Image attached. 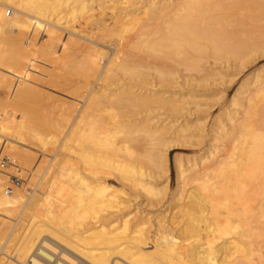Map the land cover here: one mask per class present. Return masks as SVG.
I'll use <instances>...</instances> for the list:
<instances>
[{
    "label": "bare ground",
    "instance_id": "6f19581e",
    "mask_svg": "<svg viewBox=\"0 0 264 264\" xmlns=\"http://www.w3.org/2000/svg\"><path fill=\"white\" fill-rule=\"evenodd\" d=\"M107 2L121 7L112 21L95 12ZM80 19L99 38L114 23L131 34L115 46L103 44L74 29ZM44 25L55 42L30 46L27 38L25 44L24 37H37ZM63 53L74 60L64 61ZM59 57L68 65L55 66ZM259 57L264 0H0V73L11 68L10 77L20 82L9 80L8 95L0 98V154L19 159L9 157L11 166L0 169V264L32 257L35 264H264V66L246 74ZM58 67H75L96 87L81 84L87 94L80 95L75 117L56 105V116L43 124L31 115L39 89L64 75ZM240 79L209 126V101L222 99ZM159 84L170 88L162 91ZM107 102L126 106L129 114L96 128L97 108ZM134 107L167 116L135 118ZM205 138L208 149L188 157L186 167L180 154L174 157L170 202L178 208L168 204L154 222L144 212L132 215L109 177L161 203L167 190L155 179L168 176L170 151ZM131 143L139 164L113 159L131 156ZM41 151L49 159L33 169ZM77 162L91 167V176L76 175ZM33 172L38 180L26 197L7 191L10 175L17 190ZM68 184L79 190H67ZM88 200L96 215L84 223L80 208Z\"/></svg>",
    "mask_w": 264,
    "mask_h": 264
},
{
    "label": "rangeland",
    "instance_id": "374dc122",
    "mask_svg": "<svg viewBox=\"0 0 264 264\" xmlns=\"http://www.w3.org/2000/svg\"><path fill=\"white\" fill-rule=\"evenodd\" d=\"M114 6H115V4H113ZM112 7V5L109 3V2H107V4L106 3H104V5L102 4L100 7H101V9L100 10H102L103 12H98L97 11V9L99 8V7H97V9H96V13L98 14V15H100L101 13H104L103 15L105 16V18L108 20V21H112L113 19H114V17L116 16V11H118L119 9V7L118 8H116L118 5H116L115 7ZM121 8V7H120ZM116 9V10H115ZM3 10H5V8L3 9ZM12 14V13H11ZM83 22H85V20H83V19H80V20H78V22H76L75 23V27L76 28H74V29H77L76 31L77 32H79L80 34H82V35H85V36H94L95 34H96V36H97V33H94L93 32V30H92V28H90V27H88V26H90L87 22H85L84 24H83ZM80 24V25H79ZM46 28H45V27ZM43 27V29L41 30V32H40V30H38V31H36V35H37V37L39 38V41H38V38L35 36V35H31L30 37H24V39H23V41H25V44H28V40H26L27 38L29 39V40H32V42H30V46H31V43H33L32 45H40V44H46V45H50L51 46V44L53 43V42H55V41H52L53 39H51V34L48 32V29L50 28V27H48L47 25H44ZM128 26H125V27H121L119 24H117V23H114L113 25H112V28L110 27V29H107V31L108 30H110L109 32H105V33H103V35L105 34V36L104 37H102V38H99V37H96V36H94L93 38H95L98 42H100V43H105V44H107V45H111V46H115L120 40H121V36H123V38H127L126 36H128V35H130L131 34V32L130 31H126V28H127ZM89 28H90V31H89ZM47 29V30H46ZM45 30V31H44ZM81 31V32H80ZM40 32V33H39ZM90 32V33H89ZM93 32V34L94 35H92L91 33ZM99 34V33H98ZM107 34V35H106ZM62 35L63 36H66V34L64 33V32H62ZM102 35V36H103ZM33 36H35V38L33 37ZM99 36V35H98ZM33 38H34V42H33ZM98 38V39H97ZM37 41V42H36ZM82 42V41H81ZM30 46H29V48H30ZM33 47V46H32ZM31 47V48H32ZM30 48V49H31ZM34 48V47H33ZM107 51L109 50V49H106ZM109 53H110V51H109ZM62 54V53H61ZM60 54V57L64 60V61H71V57H72V54H71V56L69 55L70 53H66V55H65V53H63V55H65V56H63V55H61ZM66 56H70V57H66ZM59 57V58H60ZM65 57V58H64ZM57 59L56 61H57V63L56 64H54L55 66L56 65H58L60 68L62 67L61 65H59V62H62L63 60H61V58L60 59ZM102 59H101V62L103 63H105V61H107V58L106 57H104V56H102L101 57ZM72 59H73V57H72ZM74 60V59H73ZM64 61L62 62V64L64 63ZM69 61H68V63H69ZM76 61V60H75ZM166 62V61H165ZM168 62V61H167ZM32 63V62H31ZM169 63H172V62H169ZM61 64V63H60ZM65 64V63H64ZM174 64V63H173ZM68 64L66 63L65 64V66H67ZM64 66V65H63ZM264 66V57L262 58V57H259L258 59H257V61L252 65V67H250V69H249V71L246 73V74H248L250 71H252L253 69H258V68H261V67H263ZM33 68H34V66H32ZM58 67V68H59ZM7 68V69H6ZM42 68V67H41ZM45 68V67H44ZM60 68L58 69V72L59 73H61V74H63V72H65L64 73V75H61V76H63V77H61V76H59V78H55V80L53 81L52 80V82H51V84L49 83L48 84V86L46 85V86H42L40 89H39V103H37V105H36V107H37V113H34L33 115H31L32 116V118H35V115H36V118L41 122V123H43L44 124V122H47L48 120H50V119H53L56 115H55V110L57 109H59V107L61 108H63L62 109V111L64 110L65 111V114L67 113V116L69 117V118H73V116L77 113V110L79 109V108H81V102H79V100H80V95L81 94H83V92H84V94H87V91L85 90V91H83L84 90V87L85 86H87L86 85V83H88V86H87V88L90 90V88H92L93 89V87L95 88L96 87V84L94 83V81H93V79L91 78H87V79H85L78 71H75V69L74 68H72L71 70L68 68L67 70H69V71H61L60 70ZM10 69V70H9ZM8 69V67H5L3 70H6V71H8L7 73H6V71H3L2 70V74L0 73V98H2V99H5L7 96L6 95H8V85H5L6 83L8 84L9 83V80H12V81H10V82H13V81H15V80H17L18 81V83H20L19 82V80L17 79V78H14V76L12 75V77L14 78V80L12 79V77H10L11 76V74L10 73H12L11 71H12V69L11 68H9ZM64 69V68H63ZM66 69V68H65ZM3 72H4V75H3ZM8 73H9V75H8ZM246 75H242V77H241V79H243L244 77H245ZM238 80L233 86H231V88H230V91H228V93H227V95H225L222 99H220L219 98V100H217L218 98L216 97V99L214 98V99H212V101L213 102H210L209 101V105L210 106H212V109H211V107H210V109H209V113H210V115H209V119H208V123H209V126H211V124L213 123V120H214V118H216L217 117V115L220 113V111H221V106L222 105H224L225 104V102H227L228 100H230L231 98H232V96L234 95V93H235V91L237 90V88H238V86L240 85V83H241V81L242 80ZM17 81H15V82H17ZM91 83V84H90ZM94 83V84H93ZM81 84L84 86H82V89H81ZM95 85V86H94ZM93 86V87H92ZM159 86H160V88L162 89V91H165V90H169V89H167V88H170V86H166V88H165V86L164 85H161V84H159ZM159 86L156 88L160 93H162V91H161V89L159 88ZM162 86H164V89H163V87ZM111 87V86H110ZM7 88V89H6ZM111 88H113V87H111ZM7 90V91H4V90ZM149 89H151V87H149ZM7 94H6V93ZM6 96V97H5ZM5 97V98H4ZM215 100V101H214ZM217 101V102H216ZM77 102V103H76ZM116 103V102H115ZM115 103L114 102H107L106 104H104V105H100L98 108H97V110H98V112H96L99 116H98V118L97 119H99V121L101 120L100 118H102V120L101 121H103V123H101V122H99L98 120H97V125H96V128H99V126H101V127H103L104 125V122H108L109 124H110V122L112 121V122H115L116 121V118H118L119 120H124L125 118H126V116L129 114L128 112L130 111V109H128L126 106H124V105H122V104H120L122 107L120 108V109H118L119 107H120V105L118 104H116V106H110V105H108V104H112V105H115ZM77 104V105H76ZM56 105L58 106V108H56V109H54V106L56 107ZM61 105V106H60ZM105 105H106V107H105ZM78 106H79V108H78ZM100 107H101V109H100ZM110 107V108H109ZM116 109H115V108ZM103 108V109H102ZM104 108H105V110H104ZM127 108V109H126ZM139 110H138V109ZM149 108L150 107H148V108H143V107H134L133 108V113L134 114H137L136 115V117L135 118H145V117H147V118H151L152 116H153V114L155 115V117L153 116L152 118H154V120L155 121H157V120H159V118H160V120H162V119H164L166 116L164 115V111L163 110H160V109H151L150 108V110H149ZM8 109L10 110L11 109V107H8L7 108V110H5V111H8ZM143 110H145V111H143ZM154 110V111H153ZM158 110H159V112H158ZM103 111V112H102ZM123 111V112H122ZM125 111V112H124ZM149 111V112H148ZM155 112V113H154ZM126 113V114H125ZM128 113V114H127ZM141 113V114H140ZM146 113V114H145ZM152 113V114H151ZM5 114H4V110H2L1 109V107H0V119H2L3 117H5L4 116ZM150 115V116H149ZM152 115V116H151ZM159 117H158V116ZM125 116V117H124ZM66 117V116H65ZM67 117V119L69 120V118ZM75 117V116H74ZM122 117V118H121ZM158 117V118H157ZM124 118V119H123ZM134 118V117H133ZM109 119V120H108ZM114 119V120H113ZM111 122V123H112ZM99 124H101V125H99ZM67 125V124H66ZM106 125V124H105ZM67 127V126H66ZM65 130H66V128H65ZM63 135H61L60 137H62ZM118 137H120V136H118ZM118 141H120V140H122V138L120 137L119 139L118 138H116ZM115 139V140H116ZM28 141H29V143L31 144V145H36V144H38L39 142L38 141H35V140H30L29 138L27 139ZM74 141H76L73 145H75V146H78V144L81 142V140L79 141V138H78V136L77 137H75V139H73ZM111 140H114V138L112 137L111 138ZM114 140V141H115ZM196 140V139H195ZM195 140H191V143L189 144V145H187L186 147H185V149H180V148H174V149H172L171 151H170V154H169V173H168V176H165V174H162L161 175V177H159L158 179L156 178L155 179V181H156V183L159 185V187H166V190H167V194H166V191H164V194L162 195V197H164V199H163V201H161V203H160V201L158 202H154V200H151V198H150V196H148V195H146V194H144L143 195V190L141 189L140 190V187H139V189H138V186H137V188L135 187V185H130V186H134V188L132 187V190H131V187L130 186H125V187H123L122 186V182H120L119 180V182L120 183H118L117 182V180L113 177V176H110L109 177V183L110 184H112V185H115V186H118L119 187V189L118 190H121L120 192H121V195L122 196H124V197H126V199L125 200H129V202H127V204H128V211L129 212H131L132 213V215H133V213H134V211L135 212H139V213H142L143 214V212L145 213V214H147L148 215V217H150L152 220H153V222L155 221V217L158 215V213L159 212H161L162 210H164L165 209V207L168 205V204H170L171 205V208H178L177 206H179V205H177L178 203L176 202V203H172V202H175V201H173V199H172V197H173V192H174V190H175V188H176V183H177V176H176V169H175V164H174V157H175V155L176 154H180V156L182 157V163H183V165H184V167H186L187 165H186V160H187V158L188 157H193V156H197V155H202L207 149H208V145L210 144V142L208 141V139L207 138H205V139H202V140H200L199 141V143L197 142V144H196V142L194 143V141ZM110 141V140H109ZM197 141V140H196ZM38 142V143H37ZM79 142V143H78ZM116 142V141H115ZM52 145V144H51ZM49 145L48 146V149H47V152L48 153H50V154H52L53 153V149H54V146L52 145ZM195 145V146H194ZM191 146V147H190ZM194 146V147H193ZM131 149L134 151V153H132L131 154V156H129V155H126L125 153L123 154V152H122V156H124L125 158H121V157H118V156H116L115 157V155H114V158H113V156H112V158L113 159H118V160H124V159H127V160H124V161H127L129 164H131V161H132V164H134V165H137V164H139V161H138V159H139V156L137 155L138 153V151H139V149H135V144H134V146H133V143H131ZM110 151L111 152H114V149H110ZM107 152H108V150H107ZM111 152H109V155H111L110 153ZM39 154H41V155H39ZM39 154L37 155L38 157L36 158V160H34V161H32L31 162V167L34 169L38 164H41L42 165V162H43V160H45L44 158H46V154H44L42 151L41 152H39ZM138 156V157H137ZM3 157L5 158V161L7 162L8 160H7V158L6 157H10V159H11V161L12 160H15V162L16 163H18L19 162V159L18 158H16L17 156L16 155H13V154H9L8 152H3V154H0V162H1V160L3 159ZM130 157H131V160H129L130 159ZM185 157H186V159H185ZM46 159H49L48 158V156H47V158ZM39 160H42V161H40L39 162ZM136 160V161H135ZM135 161V162H134ZM39 162V163H38ZM138 162V163H137ZM11 164V163H10ZM10 164H6L5 165V167H2L1 165H0V169L2 170H6V169H8L11 165ZM37 164V165H36ZM45 164V163H44ZM75 168L77 167V172H76V175H81V172L82 173H85V174H87V175H89V176H91V174H92V171H93V169H91V167H89V166H85V165H82V164H78V162L75 164V166H74ZM81 167H83V168H81ZM89 168V169H88ZM82 169H83V171H82ZM38 173L40 172V171H37ZM35 173V172H33V173H31V174H33V175H31V176H34L32 179H31V176L29 177V178H27L26 180H25V182H24V186L21 188V189H14L15 187H14V185H12L13 183H12V177L13 178H16V176L15 175H10V177L8 178V185H6V187H12V189H13V193H16V195L17 196H20V195H26L25 193H27L28 192V190H30L31 189V187H33L34 185H35V183H36V181L38 180L37 178H38V173ZM35 173V174H34ZM37 174V175H36ZM39 175H40V173H39ZM79 175V176H80ZM114 178V179H113ZM37 179V180H36ZM10 180H11V182H10ZM116 180V181H115ZM27 181H28V183H27ZM10 182V183H9ZM166 182H167V186H166ZM74 185V186H73ZM68 184L67 185V190H74V188L76 187V185L77 184ZM68 186H71L70 188L68 187ZM43 187H45V186H43ZM189 186H187V187H185V188H188ZM77 188H78V185H77ZM77 188H75V190H79V189H77ZM134 189H137V190H135V191H133ZM14 191H16V192H14ZM19 191V192H18ZM124 191V192H123ZM133 191V192H132ZM22 192V193H21ZM141 192V193H140ZM125 193H127V195H124ZM84 194V196L85 197H88L89 196V194L87 193V195H86V193L84 192L83 193ZM26 197V196H25ZM24 197V198H25ZM128 197V198H127ZM132 198V199H131ZM145 198V199H144ZM127 200V201H128ZM172 200V202H170ZM144 201H145V203H144ZM85 204H86V206H85ZM85 204L80 208V211H82V212H85V219H84V223H89L91 220H92V218L91 217H93L94 216V214L96 215V211H95V207L93 206V204H92V201L90 202L89 200L87 201V202H85ZM89 204V205H88ZM148 204V205H147ZM174 204V205H173ZM147 205V206H146ZM157 205H158V207H157ZM88 206V207H87ZM137 207V208H136ZM84 210H83V209ZM89 208V209H88ZM88 209V210H87ZM90 210H92L91 212H90ZM88 211V213H86ZM95 212V213H94ZM90 214V215H89ZM93 214V215H92ZM155 216V217H154ZM86 218L88 219V221L86 220ZM154 226H155V223H153V228L152 229H154Z\"/></svg>",
    "mask_w": 264,
    "mask_h": 264
},
{
    "label": "built area",
    "instance_id": "2783aa9c",
    "mask_svg": "<svg viewBox=\"0 0 264 264\" xmlns=\"http://www.w3.org/2000/svg\"><path fill=\"white\" fill-rule=\"evenodd\" d=\"M7 158V162L5 161V158L3 157V159L1 160V162H0V165L2 166V167H5V165L6 164H8L9 163V161H10V159H9V157H6ZM18 182V180H17V178H12V183L13 184H15V183H17ZM7 191L11 194L12 193V187H8L7 188ZM39 259H40V257L39 256H37ZM20 264H23V263H20ZM24 264H35V258L34 257H32V258H30L26 263H24Z\"/></svg>",
    "mask_w": 264,
    "mask_h": 264
}]
</instances>
